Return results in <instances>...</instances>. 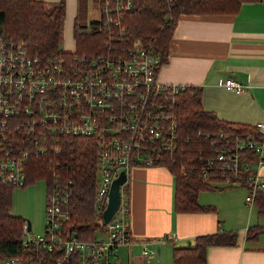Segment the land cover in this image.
Returning a JSON list of instances; mask_svg holds the SVG:
<instances>
[{"label":"built area","instance_id":"obj_1","mask_svg":"<svg viewBox=\"0 0 264 264\" xmlns=\"http://www.w3.org/2000/svg\"><path fill=\"white\" fill-rule=\"evenodd\" d=\"M134 8V0H100V17L107 29L114 26L121 33L126 13ZM75 61L76 65L68 63L60 53L49 57L33 54L25 43L0 34V183L26 187L28 163L46 154L49 140L53 143L59 137H96L100 149L94 209L102 218L111 182L120 172L127 176L132 165L152 166L159 156V145L165 151L172 149L176 140L173 122L158 102L187 85L162 83L157 53L140 40L112 59ZM218 83L233 92H243V85L232 78ZM254 127L259 138L248 135L235 139L233 148L224 149L216 159L222 169L244 182L241 185L227 180L222 185L247 187L248 205L259 194L264 195V179L259 173L264 165V123ZM145 141L149 144L146 152L142 145ZM53 151L58 153L60 147ZM123 185L117 211L103 222V229L93 239L59 235L61 220L67 221L68 215L60 212L55 194L49 196L46 205L44 234L25 238L31 228L24 225L22 245L48 251L61 249L57 256L46 261L38 259L37 264H132L131 260H119L120 249L131 243ZM153 254L142 247V257ZM27 262V258L0 257V264Z\"/></svg>","mask_w":264,"mask_h":264},{"label":"trees","instance_id":"obj_2","mask_svg":"<svg viewBox=\"0 0 264 264\" xmlns=\"http://www.w3.org/2000/svg\"><path fill=\"white\" fill-rule=\"evenodd\" d=\"M252 1L258 0H134L135 8L126 13L123 19L125 30L121 33L114 26L108 30L101 17L90 20L89 25L80 24L77 12L72 28L75 49L66 52L60 49L65 0L53 3L0 0V34L25 43L33 54L49 57L60 53L74 65L76 58L118 57L134 41L140 40L157 53L161 67L167 61L168 46L181 15H234L243 3ZM201 100L202 89L187 85L158 102L165 106L164 111L173 122L172 132L176 140L171 150L165 151L161 145L157 147L159 156L153 166H164L173 175V207L180 213L214 210L198 203L200 191L230 187L222 185L227 180L244 185L229 170L222 169L216 159L224 149L233 148L235 139L248 135L260 137L254 125L221 120L205 110ZM48 142L46 154L28 163L27 185L36 181L44 183L46 205L49 196L57 194L60 212L68 215L67 221L61 220L59 235L67 238L73 234L81 240H91L104 227L101 215L94 209L100 143L96 137L90 136L59 137L53 143ZM142 145L145 152L149 151L148 141ZM55 147H60L58 153L53 151ZM125 185L122 190L127 196ZM14 188L0 183V257H20L22 261L27 258V264H37L38 259L46 261L57 256L61 252L59 248L48 251L22 245L23 227L27 222L25 217L11 212ZM255 201L259 214H264V195L259 194ZM260 234H264V227H249L245 240H255ZM235 243L234 232L200 235L186 246L172 248V264H206L208 245L232 246Z\"/></svg>","mask_w":264,"mask_h":264},{"label":"crops","instance_id":"obj_3","mask_svg":"<svg viewBox=\"0 0 264 264\" xmlns=\"http://www.w3.org/2000/svg\"><path fill=\"white\" fill-rule=\"evenodd\" d=\"M78 8L79 0H65V37L69 27L72 34ZM158 77L165 84L200 87L202 107L221 120L264 123V0L245 2L234 15H181ZM225 78L242 84L243 92L218 83ZM259 173L264 179V165ZM127 176L131 243L120 249L121 262L172 264L174 246H186L200 235L234 232L235 245L206 247V264H264V248L250 247L245 240L249 227H264L256 201L246 203L247 187L200 191L198 203L214 210L180 213L173 207L174 179L167 168L136 165ZM143 246L154 254L142 257Z\"/></svg>","mask_w":264,"mask_h":264},{"label":"rangeland","instance_id":"obj_4","mask_svg":"<svg viewBox=\"0 0 264 264\" xmlns=\"http://www.w3.org/2000/svg\"><path fill=\"white\" fill-rule=\"evenodd\" d=\"M99 18L100 0H79L78 20L80 24L89 25L90 20ZM70 31L71 28L69 27V35L65 37L62 30L60 49L65 51H73L75 49L73 36ZM46 191V187L41 181L28 184L24 188L16 187L12 191V214L25 217L30 221L31 230L26 234L25 238H33L44 234L46 223ZM247 242L250 247L264 248V237L257 242Z\"/></svg>","mask_w":264,"mask_h":264},{"label":"water","instance_id":"obj_5","mask_svg":"<svg viewBox=\"0 0 264 264\" xmlns=\"http://www.w3.org/2000/svg\"><path fill=\"white\" fill-rule=\"evenodd\" d=\"M127 180L125 172H120V174L111 182L109 193H108V202L105 209L102 212V221L108 222L113 214L117 211L120 203V186L123 185ZM27 229H30V221L26 219Z\"/></svg>","mask_w":264,"mask_h":264}]
</instances>
